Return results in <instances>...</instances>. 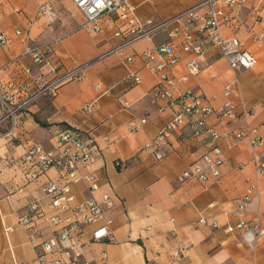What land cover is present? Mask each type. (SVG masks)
I'll list each match as a JSON object with an SVG mask.
<instances>
[{"label":"crops","instance_id":"crops-1","mask_svg":"<svg viewBox=\"0 0 264 264\" xmlns=\"http://www.w3.org/2000/svg\"><path fill=\"white\" fill-rule=\"evenodd\" d=\"M199 1L129 0V6L138 21H159ZM263 20L264 0H248L233 23L221 29L224 36L233 35L243 42L255 58L252 68L232 69L216 47L206 44L204 56L198 59L199 70L191 74L186 62L194 55L183 45L181 25L171 24L149 39L99 58L121 40L114 36L118 25L114 17L101 16L100 29L94 31L83 26L84 16L70 0H0V31L9 39L0 45V66L23 50V35H16V29L28 31L34 44L50 43L52 58L63 69L87 63L78 79L62 85L54 96L40 97L24 112L15 129L16 145L0 139V158L20 156L32 143L47 146L48 131L57 124L86 132L99 152L89 165L79 167L82 177L70 184L69 192L74 203L88 198L100 202L102 195L109 196L111 206L104 208L102 218L110 221L114 236V242L104 246L109 264H264V235L243 238L242 230L224 231L239 222L245 228L254 223L264 226V173L257 171L254 159L259 155L264 161V149L251 148L246 138H233L235 130L259 127L264 121V38L255 42L248 31L252 25L259 30ZM175 27L178 32L169 35ZM165 44L172 45L178 57V63L168 70L174 77L169 87L174 93L191 88L207 97L212 107L226 102L235 107L236 120L220 128L230 135L212 143L223 158L218 177L180 179L209 149L207 138L193 137L187 128L173 133L167 153L159 160L145 148L171 120V114L158 112L150 103L148 92L158 78L142 53ZM24 67H31V76L46 71L33 65L29 56L19 57L0 72L8 92L15 91L11 83L24 78ZM130 74L137 75L139 83ZM228 85L231 90L225 94ZM88 105L91 108L86 109ZM208 121L214 124L215 118ZM116 161L121 162L119 167ZM88 173L97 179L98 189L93 193L88 190ZM53 176L49 170L47 177ZM44 180L25 183L20 168L0 161V264H32L34 244L53 235L55 209L40 192ZM250 184L255 187L251 200L238 213L236 205ZM35 199L44 214L35 219L30 232L18 222ZM92 227L85 228L88 237ZM98 248L88 247L85 256L95 259ZM177 249L182 250L178 259L172 256Z\"/></svg>","mask_w":264,"mask_h":264},{"label":"built area","instance_id":"built-area-1","mask_svg":"<svg viewBox=\"0 0 264 264\" xmlns=\"http://www.w3.org/2000/svg\"><path fill=\"white\" fill-rule=\"evenodd\" d=\"M70 1L84 16L83 26H90L94 31H99L98 19L103 15H110L118 22L114 36L121 38L120 42L99 55V58L118 52L139 39H149L165 27L175 24L182 26L183 45L194 55L186 62V69L191 74L198 72V59L204 56L206 44L216 47L232 69L238 66L250 69L256 63L255 58L243 48V42L238 37L224 36L221 32L222 27H229L233 23L248 0H200L167 19L159 21L147 19L143 22L133 16L129 0ZM43 8V5L40 6L39 11ZM262 22L259 30H255L254 25L248 27L249 35L255 42L264 38V20ZM177 32L178 29L175 27L169 35ZM15 34L23 35V50L18 57L0 66V72L22 56H29L33 65L44 67L46 71L31 76V67H24L22 81L11 83L15 89L14 93L8 92L0 80V139L5 140L10 146L16 145L18 137L15 129L24 112L40 97L54 96L62 85L78 79L87 65L83 63L63 69L54 62L50 43L34 44L28 31L22 33L20 29H16ZM8 41L7 35L0 31V45H6ZM142 57L151 63L150 69L158 78V83L148 92L150 103L158 112L171 114V120L158 130L145 148L159 160L167 153L173 133L187 128L191 136L207 138L209 149L200 160L182 172L180 179L203 181L209 177H218L223 158L220 149L212 143L230 135L220 128L236 120L235 107L229 102L216 108L212 107L207 97L191 88L174 93L169 88L174 77L168 70L178 63V57L172 45L165 44L144 51ZM131 59L132 57H127V60ZM129 78L135 83L140 81L137 75L130 74ZM230 90L231 85H228L224 88V93L228 94ZM89 108L91 105L86 107ZM210 117L215 118L214 124L208 121ZM259 128H264V121L259 127L235 130L233 138L236 141L246 138L251 148L264 149V132L262 133ZM48 133L47 146L38 142L32 143L20 156L0 158L5 166L20 168L25 183L45 178L40 185V192L49 197L50 204L55 209L51 220L56 228L48 240L34 244L36 257L32 264H109L104 246L113 243L114 236L109 229L110 221L102 220L104 208L111 206L109 196L102 195L100 202L88 198L83 202L74 203L69 192L70 184L82 177L79 167L89 165L98 155L99 149L86 132L70 125H54ZM254 159L257 171L264 173V161L261 160V156L255 155ZM115 165L119 167L121 162L116 161ZM49 170L54 172L52 178L47 177ZM85 177L89 182L88 190L93 193L98 189L96 176L88 173ZM254 188L253 184L247 187L245 195L236 205L238 213L245 210ZM18 190L21 191L22 188ZM43 214L39 199H35L29 206L28 214L18 223L31 232L35 219ZM199 221L205 222L203 219ZM90 225L93 227L88 237L85 228ZM212 226L219 227L217 223H212ZM234 229L242 230L243 238L248 234L255 237L264 235V226L259 227L258 223L245 228L244 223L239 222L235 227L227 226L224 231L231 232ZM33 238L31 240H34ZM92 245L100 248L95 250V259H88L84 250ZM172 256L180 258L182 250H174ZM12 264L31 263L23 261Z\"/></svg>","mask_w":264,"mask_h":264},{"label":"rangeland","instance_id":"rangeland-1","mask_svg":"<svg viewBox=\"0 0 264 264\" xmlns=\"http://www.w3.org/2000/svg\"><path fill=\"white\" fill-rule=\"evenodd\" d=\"M153 20H155V19H153ZM140 22H142V21H140Z\"/></svg>","mask_w":264,"mask_h":264}]
</instances>
